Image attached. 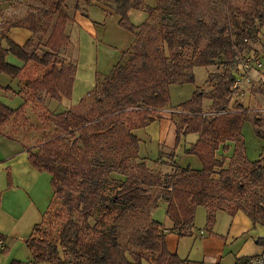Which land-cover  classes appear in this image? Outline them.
Listing matches in <instances>:
<instances>
[{
  "label": "trees",
  "instance_id": "trees-1",
  "mask_svg": "<svg viewBox=\"0 0 264 264\" xmlns=\"http://www.w3.org/2000/svg\"><path fill=\"white\" fill-rule=\"evenodd\" d=\"M40 1L52 2L53 11L44 10L41 15L30 13L24 20L8 23L5 27V30H8L12 26H22L31 30L33 35L24 44H19L10 38H7V45L0 42V72L12 77L22 76L23 68L7 60L6 57L10 53L26 63L31 61L39 64L44 68L41 75L31 76L30 73L26 75V92H33L36 95L44 93L61 101L63 98L72 97L76 76V63L56 58L61 49L71 43L67 24L71 21L72 15L67 10V0ZM90 1L92 0H76L75 9L82 8L81 2ZM102 1L119 15L118 23L134 34L137 33L139 25L130 18L132 9H144L149 12V16L161 10L170 22L160 28L152 26L148 36L140 41L143 49L135 51L126 62L119 60L114 64L103 86L108 96L115 100L114 107L110 111L99 113L93 122L82 114H75L71 109L49 114L50 120L65 131L79 130L82 144L79 145L75 140L63 150L56 143V139H49L46 154L30 151L29 160L35 167L51 174L55 196L62 197L63 209L76 213H72L62 225L59 242L51 239L46 231H41V235L36 236L35 232L40 230L42 224L37 223L28 240L32 260L23 262L14 259L10 264H38L43 261L51 264H66L60 256V246L70 250L76 257L74 264H142L146 260L153 264H203L201 261L182 258L177 252L168 249L165 233L169 228L152 217V210L144 212L145 224L134 229L128 237L130 246H125L120 241L119 218L115 220L117 223H113L105 230L98 227L103 219L98 220L94 225L90 223L89 218L108 184V178L115 171L111 164L102 162L97 154L101 149L99 141L104 134L114 131L122 136L121 146L126 139L139 143L140 139L133 129L153 121L154 117L150 115L152 111L170 104L169 85L172 82L194 81L193 65L195 64L208 66L217 59H223V63L230 69L237 56V46L250 35V27L238 17H234L227 22H215L213 27L209 28L199 16V0H188L189 9L183 11L181 19L180 11L175 17V11L164 5L165 0H158L154 6L147 4L145 0ZM182 1L184 0L173 2L179 6ZM245 1L253 5L252 16L259 23L264 24V0ZM236 10L246 13L238 8ZM52 13H56V16L54 22L50 24ZM199 31L206 34L207 42L199 49L193 63L186 66L185 60L180 57V44L185 45L195 38L194 43L198 45ZM136 40L137 38L133 45ZM164 44L167 45L169 55L164 51ZM40 46L47 48L41 54L38 52ZM227 74L228 79L217 86V89L215 87V91L210 96L218 104L216 107L218 110L228 111L212 117L203 116L201 112L204 90L200 85L196 86L189 99L180 103L184 112L180 122L176 124L175 144L171 155L176 154V148L183 136L198 132L199 137L196 142L185 151L197 155L202 167L194 169L190 166H180L176 162L175 171L160 173L152 170L143 159L137 163L134 170L127 171L128 164L120 160L119 164L124 169L119 172L124 177L108 200L112 208H120L123 212L128 206L135 208V202L151 201L154 209L163 199L167 201L166 212L173 221L172 228L177 229L179 235H183L192 224L195 206L203 204L209 207L208 223L212 224L214 211L220 207L209 202V199L214 197V191L217 194L218 190L229 189L233 184L232 171L230 167L223 166L222 161L216 156V150L220 143L231 139L239 141L238 151L244 150L246 159L243 164L250 166L249 179L260 188V192L253 195L246 203H240L229 210L233 213L237 209H242L254 223H264V155L256 159L247 157L246 140L243 135V124L246 120H250L256 135L264 139L262 116L260 112H254L248 118L247 112L241 109L242 103L237 101L234 102V107L240 109L235 112L229 110L230 98L227 94L236 73L229 70ZM216 76L222 75L209 73L208 79ZM83 101L84 98H81L78 104ZM130 107H136L142 114L140 122L132 125V130L125 125V115ZM19 108L22 107L12 108L0 99V124L14 115ZM145 118L148 121L145 122ZM104 127L106 128L104 133L100 132ZM217 170L222 173L219 181L211 176ZM218 182L219 186L215 187L214 184ZM235 183L240 190L248 185L242 179L236 180ZM149 187L155 188L154 194L148 192ZM257 242L264 245V237L257 239ZM132 246L137 247L138 250L133 249ZM143 250L155 253V257L151 259ZM261 254L238 257L235 264H253V260Z\"/></svg>",
  "mask_w": 264,
  "mask_h": 264
},
{
  "label": "rangeland",
  "instance_id": "rangeland-1",
  "mask_svg": "<svg viewBox=\"0 0 264 264\" xmlns=\"http://www.w3.org/2000/svg\"><path fill=\"white\" fill-rule=\"evenodd\" d=\"M173 1L174 0H165L164 5H168L175 11V17L180 11L181 19L183 17V11L189 9L188 0L182 1L179 6L174 4ZM199 1V16L209 28L213 27L215 22L223 23L234 17H238L246 26L250 27V35L245 37L237 46V56L230 69L223 63V59H217L213 64L208 66L193 65L195 71L194 81L185 83L172 82L169 85L170 104L166 106L168 110H153L150 115L151 117H154V119L167 117L175 124L179 123L184 112L180 107V102L189 99L198 85L202 86L204 90L202 97V115L205 116L203 114L204 112L210 113L206 115V117L214 116L211 114L212 112L222 110L216 108L218 104L210 95L215 91V87L217 89V86H220L222 82L228 79L227 72L229 70L234 73L238 72L240 59L246 54L260 55L263 58L264 63V24L259 23V21L252 16L253 5L250 2L245 0ZM75 2L76 0H67L66 2L67 10L72 16L75 12ZM157 2L158 0L146 1L147 4L149 3L153 6L157 4ZM228 5H230V7ZM236 8L246 13L239 12ZM44 10L53 11V3L42 2L40 0H0V20L2 18L4 28L8 23L24 20L30 13L41 15ZM98 11L100 10L95 7L92 8L89 12V17H92L93 19L100 18ZM52 14L53 18L51 19L50 24L54 22V16H56V13ZM131 19L135 24L139 23V28L135 34V39L137 38V40L129 49L127 47L130 46L129 40L131 38H129L127 34L122 33V31H115L112 27V31L106 32V38H102L101 28H99L100 31H96L94 35H89L88 32L86 33V31L84 32L81 29V34L77 33V29L72 31V36L75 42L63 47L56 55V58L61 61H73L76 63V79L74 83V96L72 99L76 100L79 97V94L84 90V101L80 104H78L79 102H76L75 104L68 98L59 101L45 95L44 93L36 95L33 94V92H27L26 96L28 97V100H26V103H31L32 107L30 108L29 115L26 117V120H24V123L19 126L23 130L26 147H28L29 151H38L42 154H46L47 141L49 139H56V143L59 144L63 150H66L67 146L72 144L75 140L79 145L82 144L79 138V130H75L74 132L65 131L62 127L54 124L52 120H50L49 114L65 109H71L75 114H82L93 122L99 113L110 111L114 107L113 103L115 100L109 97L106 91L103 90V86L108 80L109 75L112 72L111 69L114 68V64L119 60L126 62L135 51H141L143 46L140 41L148 36L152 26L155 25L156 28H160L163 24L170 22V19H168L165 14L161 13V10L155 11L152 13V16H149V12L146 10L136 9L131 12ZM116 27H119L127 33L129 32L119 23L116 24ZM69 30L67 29L68 34ZM2 32H4V30L0 28V34ZM198 36V45L194 43L195 38L189 40L185 45L180 44V57L182 60H185L184 64L186 66H190L193 63L199 49L207 42V36L204 32L199 31ZM46 49L45 46H40L38 52L41 54ZM126 49L128 50L124 52V55L121 58H119L122 51ZM164 51L169 55V50L166 44H164ZM26 69L29 71L27 73L31 72V76L41 75L44 70L42 66L35 63L28 66ZM209 73H215L222 76H216L209 80ZM227 97L230 98V111L235 112L237 109H240L234 107V102L237 101L242 103L243 107L241 109L247 112L248 118H250L254 112H260L264 129V113L259 110L264 105V64L263 67L255 73L252 85L246 87L243 94L238 95L233 93L230 87ZM127 111L128 112L125 115V125L132 130V125L140 122L142 114L137 111L136 107H130ZM146 121H148V119H146L145 122ZM139 128L140 130H138ZM154 128L155 126L151 128V132L146 127L144 128V126H138L133 129L134 132L138 131L142 137V143H140V141L139 143L132 140L126 141V139L124 145L121 146L120 141H122V136L114 131L104 134L99 141L101 149L100 153L98 152L97 154L100 156L102 162L111 164L115 171L110 174L111 176L108 178V184L105 186V189H103L89 221L94 225L98 220L103 219V222H98V227L105 230L113 223H117L115 220L119 218V238L121 243L125 246H130L128 237L132 231L145 224L146 215L144 212H151L153 207L151 201H143L142 203L135 202V208L128 206L126 210L121 212L120 208H112V206L109 205L108 200L117 189V185L121 178L124 177L119 172L124 169V167L119 164L120 160H123L128 164L127 171L134 170L137 163L143 159L152 170L160 173L175 171L176 162L178 163L179 161L180 163V160L183 164L191 162L193 167L202 166V163H197L200 160L197 155L191 153V156L186 155V148L183 149L184 144L186 145V140H183L182 144L178 145L176 154L173 156L171 155L175 143V131L174 134L173 132L171 134L168 131L164 133V138L160 140L162 144L158 146V141L152 139L148 135V133L153 134L152 129ZM105 130L106 128L104 127L100 129V132L104 133ZM243 135L247 145V157L250 159H256L263 156L264 139L256 135L254 126L250 120H246L243 124ZM238 144V140H226L225 142L220 143V146L216 150V156L222 161L223 166L230 167L233 179L231 188L218 190L217 194L214 191V197L209 199V202H212L215 206L217 205L223 209H232L240 203H246L253 195L260 192V188L249 179L250 175L248 171L250 166L243 164L246 159L244 157L245 152L242 149H239L238 151ZM259 152L261 153L259 154ZM221 175L222 173H220L219 170L211 174L216 181H219ZM239 179L245 180L248 184L243 190L238 189L236 186L235 182ZM191 184H193L192 181ZM214 186L218 187L219 182L215 183ZM154 191V187L148 188V192L151 194H154ZM63 207L64 204L62 202V197L56 195L50 210L46 213L44 220L40 225V230L35 232L36 236L41 235V231H46L49 233L50 238L55 242L60 241L59 232L62 225L72 213H76L71 212L68 209H63ZM134 209L136 212H134ZM132 248L138 250L135 246H132ZM143 251L146 255L150 256L151 259L155 257V253L148 250ZM60 256L64 259L66 264H74L76 259L70 250L65 249L62 246H60ZM40 264L51 263L43 261L40 262ZM142 264L153 263L146 260Z\"/></svg>",
  "mask_w": 264,
  "mask_h": 264
},
{
  "label": "crops",
  "instance_id": "crops-1",
  "mask_svg": "<svg viewBox=\"0 0 264 264\" xmlns=\"http://www.w3.org/2000/svg\"><path fill=\"white\" fill-rule=\"evenodd\" d=\"M81 5L82 8L75 9L71 21L67 24V29H70L71 43L75 42L72 36L73 30L77 29L78 34H81V30H83L89 35H94L101 28V36L106 38V32L112 31V27L117 32L122 31V33L127 34L131 38L129 40L130 46L127 48L132 46L135 41V34L130 31L127 33L116 27L119 15L111 6L102 0L81 2ZM94 7L100 10L98 11L100 17L98 19L89 17V12ZM134 10L136 9L130 11V18L131 12ZM0 28L4 30L0 34V42L4 45H7V38L24 44L33 35L31 30L22 26H12L5 30L2 18ZM128 49L123 50L119 58ZM6 58L12 64L22 67L23 74L19 77H12L0 72V99L12 108L22 107L0 124V234L6 239L5 248L0 250V264H10L14 259L23 262L32 260L28 240L34 232V226L43 222L55 199L51 174L35 167L30 162V151L26 147L25 135L19 126L24 123L32 107L31 103H26L28 97L26 96L25 80L27 72H29L26 68L31 66L33 62L26 63L11 53ZM84 93L83 90L76 100L72 99L74 96L73 85L72 97L68 99L76 104L83 98ZM162 109L168 110L167 107L159 110ZM153 126H155L152 129L153 134L148 133V135L158 141V146L162 144L160 140L164 138V133L167 131L171 134L172 132L174 134V131L176 133V124L167 117L154 119L144 128L146 127L151 132ZM135 134L138 135L139 141L142 143V137L138 131ZM198 137V132L188 133L182 137L180 145L183 140H186L183 149L190 147ZM186 155L191 156L190 153ZM197 163L200 164V160ZM178 164L194 169L202 167H193L191 162L183 164L181 160L180 163L178 161ZM166 209L167 201L161 199L158 206L152 210V217L169 228L165 233L167 247L171 252H177L182 258L201 261L203 264H235L238 257L255 256L264 251V245L257 242V239L264 237V223H254L242 209H237L231 213L229 209L217 208L214 211V222L210 224L208 223L209 207L198 204L194 208L192 224L183 235H179L177 229L172 228L173 221Z\"/></svg>",
  "mask_w": 264,
  "mask_h": 264
},
{
  "label": "built area",
  "instance_id": "built-area-1",
  "mask_svg": "<svg viewBox=\"0 0 264 264\" xmlns=\"http://www.w3.org/2000/svg\"><path fill=\"white\" fill-rule=\"evenodd\" d=\"M263 58L257 54H246L244 55L239 62V71L236 72L234 80L231 84V91L235 94H243L246 87L252 85L255 73L263 67ZM264 113V105L259 109ZM227 110L214 111L211 114L217 115ZM206 116L210 113H204ZM6 246V239L3 235L0 234V250L4 249ZM253 264H264V252L261 256L253 260Z\"/></svg>",
  "mask_w": 264,
  "mask_h": 264
}]
</instances>
